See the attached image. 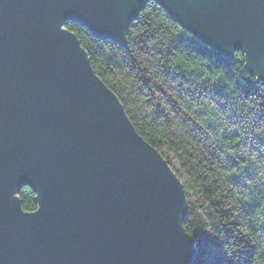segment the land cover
Returning <instances> with one entry per match:
<instances>
[{"label":"water","instance_id":"obj_1","mask_svg":"<svg viewBox=\"0 0 264 264\" xmlns=\"http://www.w3.org/2000/svg\"><path fill=\"white\" fill-rule=\"evenodd\" d=\"M148 1L264 82V0H0V264H191L177 177L63 29L123 45Z\"/></svg>","mask_w":264,"mask_h":264},{"label":"trees","instance_id":"obj_2","mask_svg":"<svg viewBox=\"0 0 264 264\" xmlns=\"http://www.w3.org/2000/svg\"><path fill=\"white\" fill-rule=\"evenodd\" d=\"M64 28L182 183L192 264H264V82L243 53L212 50L152 1L123 45ZM17 196L24 213L36 211L31 188Z\"/></svg>","mask_w":264,"mask_h":264},{"label":"rangeland","instance_id":"obj_3","mask_svg":"<svg viewBox=\"0 0 264 264\" xmlns=\"http://www.w3.org/2000/svg\"><path fill=\"white\" fill-rule=\"evenodd\" d=\"M133 21L134 20H132V22L130 23V25L133 23ZM66 25V24H65ZM130 25H129V27H130ZM65 27V26H64ZM63 27V29L65 30V31H67L65 28ZM129 27H128V29H129ZM128 31V30H127ZM128 33V32H127ZM193 35V34H192ZM76 37V36H75ZM195 37V36H194ZM196 38V37H195ZM77 39V38H76ZM196 39H198V38H196ZM104 40H106V39H104ZM199 40V39H198ZM201 41V40H200ZM202 43H204L203 41H201ZM205 44V43H204ZM80 45V44H79ZM207 46V45H206ZM81 47V46H80ZM209 47V46H208ZM211 48V47H210ZM212 49V48H211ZM213 50V49H212ZM95 74V73H94ZM102 82V81H101ZM103 85H104V83H103ZM105 86V85H104ZM106 87V86H105ZM109 91H111L108 87H106ZM112 92V91H111ZM113 93V92H112ZM114 94V93H113ZM115 96V95H114ZM116 97V96H115ZM117 98V97H116ZM117 100H118V98H117ZM118 102H119V100H118ZM119 104H120V102H119ZM121 105V104H120ZM122 106V105H121ZM122 109H123V107H122ZM123 112H124V114L126 115V113H125V111H124V109H123ZM126 117H127V115H126ZM127 119H128V117H127ZM129 120V119H128ZM131 123V122H130ZM134 128V127H133ZM135 130V129H134ZM136 132V131H135ZM137 133V132H136ZM138 134V133H137ZM140 138H141V136L140 135H138ZM142 139V138H141ZM146 142V141H145ZM147 143V142H146ZM148 144V143H147ZM149 145V144H148ZM152 147V146H151ZM153 148V147H152ZM154 149V148H153ZM156 150V149H155ZM157 151V150H156ZM158 152V151H157ZM159 153V152H158ZM160 154V153H159ZM161 155V154H160ZM162 156V155H161ZM164 159V158H163ZM165 160V159H164ZM165 162L167 163V161L165 160ZM167 165H168V163H167ZM169 166V165H168ZM169 168H170V166H169ZM171 169V168H170ZM171 171H172V169H171ZM172 173L177 177V175L172 171ZM177 179H178V177H177ZM178 181H179V183H180V185H181V187H182V191H183V193H184V188H183V185H182V183L180 182V180L178 179ZM184 196H185V193H184ZM186 198V197H185ZM181 228L183 229V231L185 232V234L186 235H188V236H190L187 232H186V230L184 229V226H183V220H182V222H181ZM195 256H196V254H195ZM195 256L192 258V261H191V264H192V262L194 261V258H195Z\"/></svg>","mask_w":264,"mask_h":264},{"label":"bare ground","instance_id":"obj_4","mask_svg":"<svg viewBox=\"0 0 264 264\" xmlns=\"http://www.w3.org/2000/svg\"><path fill=\"white\" fill-rule=\"evenodd\" d=\"M148 2H151V1H148ZM148 2H147V3H148ZM152 2H154V1H152ZM155 3H156V2H155ZM157 4H158V3H157ZM170 18H171V17H170ZM171 19H172V18H171ZM172 20H174V19H172ZM205 45H206V44H205ZM233 53H234V52H233ZM232 56H233V54L231 55V57H232Z\"/></svg>","mask_w":264,"mask_h":264}]
</instances>
